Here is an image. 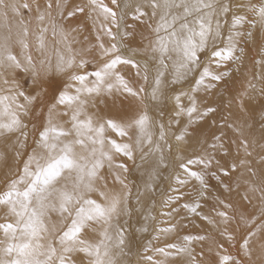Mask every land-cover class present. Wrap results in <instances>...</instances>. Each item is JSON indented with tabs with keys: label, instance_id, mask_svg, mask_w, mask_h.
<instances>
[{
	"label": "rangeland",
	"instance_id": "rangeland-1",
	"mask_svg": "<svg viewBox=\"0 0 264 264\" xmlns=\"http://www.w3.org/2000/svg\"><path fill=\"white\" fill-rule=\"evenodd\" d=\"M44 1H46V0H15V1L14 0H5V2H7V4H13L14 3L17 5L18 8L20 6H22L24 3H28L30 5V8L25 9L23 7H20L19 8V14L14 12L11 7L7 8V9H4V8L1 9L0 8L1 9L0 10V21L2 20L3 17L4 18L6 17L5 20L11 24L6 29L4 28V30L0 29V45H7L9 50L12 51V53L14 55H16L17 58L23 62L26 51L22 48L21 44L19 43V41L22 37L19 35L18 21L19 20L25 21V24L28 28V33H29L27 37H23V39L29 45L27 52H30V54L33 57V60L37 63H39V61L42 59L46 61V66L48 67V76L52 77L55 81L54 88L59 89V90H63L65 88H67V90L70 93L74 94V89L76 87H80V85L77 82L70 79L71 75H73V74L87 75L88 79L85 82V84L87 87H92L95 80H96V77L93 75V73L95 71L100 70L104 66L105 63H107L108 61H110L111 59H113L117 55H119L125 59L131 60L135 63V65H138V67H136L133 64H118L116 66V68L113 70L114 75L111 76L110 78H108L105 82L106 84L107 83H113L114 85H116V87L113 88L112 94L108 95L107 93H102L101 96H99V97L88 98V99H90L91 102L85 108V114L87 116H91L93 118L94 122H96V123H103L104 121H106L108 119H113L118 124L124 126L125 131L127 133L124 136H120V135L116 134V132L113 131L112 129L106 127L105 133H104V136L106 138L105 151L109 150V145H108L107 141L108 140L109 141L114 140L118 144L130 145L131 146V152L133 154L132 155L133 158L132 157L129 158L128 156H125L122 153H116V152L112 151L111 163H109L107 160L104 161V163H105L103 165L104 168L100 170V173H101V175H103L105 177V180L103 182H97V185H99V186H96L97 187L96 191L90 193V198H92V199L97 198V199H95V200H97V202L99 199H102V200H99V203H106V201H104L103 198L100 196V192L106 193L108 195V197L111 198V197L115 196L116 193L118 195L117 191H119L120 192L119 197H121V199L123 200L121 205H120L121 210L119 211L118 214L113 215V217L111 219V224H108L107 227H106V225H103L105 228L102 225H94L93 227L87 229L85 231L86 233L85 232L83 233L82 238L89 241L90 243L95 244V243H98L100 241V239H102L101 233L103 231L107 230L108 234L112 237L111 241L108 242L109 247H110V254H111L113 251H115L113 249L115 248L114 245L117 244V242L119 240V235L122 234L124 238L126 236V238L124 240L125 241L124 245L121 248H119V251H121L120 256L122 257L121 258L122 261H119V263L117 262L118 264H157V262H159V264H161V263L164 264L165 262H166V264H170V263L171 264H173V263L174 264H183V262H184V264H185L190 260V257L186 253L182 254V252H177L176 248H178V245H180V244H182V246H184L183 243L185 241L186 236L192 237V243H191V248L193 249L192 255L195 256L197 264H222V259L224 257H230L231 260L229 261V264H233L234 261L239 260L243 257L242 246H243L245 238H249L250 250L252 253L250 264H264V252H262V248H264V200L261 199V192L259 191V189L264 188V163H262V161H264V140L261 139L262 133H264V122L263 123L259 122L261 119L259 121H257V120H254L253 118H250V117H254V118L259 119L258 118L259 116L261 117V115H264V103H261V102H264V94H263L264 93V90H263L264 89V74H263L264 73L263 72L264 71V62H263L264 61V53H263L264 52V47H263L264 46V40L263 41L260 40L261 42H259V41L254 42L255 43V45L253 44L254 47H253V45H251L253 48H251V46L249 45L250 51H253L258 55L257 58L255 59L256 61L254 62L253 66H251L253 69L250 67V70L252 69L251 71L249 70V72H247V68H246V63H249L251 61V58L249 56L250 61L247 62V60L245 59V63H243V65L240 67L241 69L243 67V74L237 75L235 70H234V72L232 71L233 75L235 76L234 80L232 79L231 81H227V76H224L223 80H220V82L215 81V83L217 82V84H215L216 85L215 90L217 92H215V93L210 92L211 94H209L208 92H206L205 94L202 93L204 95V97L202 94H200L202 97L201 98L202 100L204 99V101H206V98L208 100V103H206L204 105V107H203V105L201 106V109L203 108L202 111L206 112L208 110V108L210 107V105L213 103V105H211V106H213L214 112L210 111V113L213 112L212 114H209V111H208L207 112L208 114L205 116V115H202V113H204V112H200L198 110V113H201L200 114L201 116L199 115L198 116L199 118L197 119V121H195L197 124L196 126H195V122L192 121L194 124L192 122H186L184 118L182 120L183 123L180 126H177L180 123L177 122L179 124H176L175 118L177 116V114H176L177 112L174 111V107H173V104L171 101L178 94V91H174L172 93H169V95L168 94L165 95L163 97L162 103H160V106H158V109H157V107L155 108V106H154L155 104L151 100L152 94L150 91H152V88H151L152 86H151L150 78L148 79V77L151 76V73H152V70L154 69V67L152 65H150V63H149L150 61L148 59L149 57L147 54L148 53L147 50L150 51V49L152 47L151 44L149 47V43H150L148 41L149 38L147 39L148 35L150 36L151 28H152L151 27L152 21H150L151 19L148 17V15H145L143 17V18H145L144 20L142 18L140 20H135V19H133V16L135 15V11L130 10L131 8H129L128 6L125 7L126 6V0H118V3L120 4L119 8H117L115 5H113L111 3V0H105V2H104V0H102L103 4L107 3L105 5L113 8L117 12V20H118V24H119V27H117L116 25L112 24L110 22V20L106 21L100 12V9L99 8L94 9V6L89 2V0H83V1L82 0H64V1H67V4H66V2H64L62 0H50L49 2H51L53 5L52 9L50 10L51 15L47 16L46 19L43 22H41L38 19L39 13L37 12V3L39 4L40 12H44L46 9V5L45 6H43V5L47 4L48 0L46 1V3ZM72 1H74L75 5L74 4L71 5L73 3ZM249 1L253 2L254 0H249ZM61 2H62V7L57 8V6H56L57 3H59L61 5ZM81 2H82V4H80ZM245 3H247V2H240L238 4L241 6H244ZM78 8H83L84 11L81 13V12L77 11ZM69 12H75V15L69 17L68 16ZM5 13H6V15H5ZM97 14H98V16L96 17ZM92 15H93V17H92ZM146 16H147V22H150L151 24L146 22ZM72 17H73V19H72ZM95 20H96V22H94ZM15 21L17 22V26H16ZM41 28H47L48 29V31L46 33H44V49H43V52H40L37 48V44H38L37 37L41 34L40 33ZM54 28H55V34H54ZM108 28H111L112 33L115 36L114 40L108 35V33L106 31V29H108ZM246 39H248V37ZM101 44H103L104 48H106V49L110 48L112 44H115L117 46L118 51L113 53L111 56L102 55L101 54V48H100ZM259 44H260V46H259ZM256 47H257L258 51L255 50ZM260 48H261V50H260ZM143 49H144V51L146 49V51L142 52ZM199 56H200V66H201V65H203L204 56H202L200 54H199ZM60 57H63L64 59L74 58L76 63L68 71H65L62 73L57 72L56 66H57V62H58ZM81 60L86 61V64L82 68L78 66ZM261 62H263V64ZM257 63L258 64L261 63V64L258 65ZM230 65L233 68H235L237 64L234 65V63H232ZM261 65H263V66H261ZM260 66H261V71L257 70V68L260 69L259 68ZM143 67L145 68V70ZM151 67H153V69ZM244 68H246V69H244ZM216 69H219V68L216 67ZM221 69H222V71H223V69H226V65H225V67L224 66L222 68L220 67V70ZM257 72L261 73V74H258ZM256 73L258 74V76ZM248 74H249V76H248ZM229 75H230V73H228V76ZM245 75H247L246 78H245ZM259 75H260V77H259ZM116 76L122 77L127 82L128 86L134 92L137 93V95H135V96L130 95L129 93L124 92L122 89H120L118 91L117 88H119V85L116 81ZM145 77H147V79H145ZM4 78H8V79L14 78L16 81L19 82L22 89L26 93L36 95L37 90H36V86L33 83L31 72H24L21 70L0 68L1 82H3ZM239 78L244 79L245 82H244V80H242V79L240 80ZM257 78H258V80H257ZM228 79H229V77H228ZM250 79H252L254 81H252ZM206 81H208V80H206ZM225 81H227L228 84L224 83ZM232 81H234V82L232 83ZM1 82H0V95H7L8 94L6 91L7 86L6 85L2 86ZM221 82H222L221 85H223V86L220 85ZM229 82H230V84H229ZM237 83H240V84H237ZM257 83L260 85L257 86ZM234 84H235V86H234ZM68 85H72V87L69 88ZM218 85H220V86H218ZM239 85L242 86V87L240 86L241 90H243L245 87H247V88H245L246 90L245 89L243 90L244 92H242V94L239 93V92H241L240 88H238ZM246 85H248V86H246ZM233 86H234V88H236V87L237 88L234 89ZM243 86H244V88H243ZM252 88H253V90H252ZM141 89L143 91H141ZM254 89H256L257 92ZM226 90H229V91H227L228 93L225 92ZM234 91H235V93H234ZM207 93H208V97L205 96ZM218 93H220V95H218ZM232 93L234 96H231ZM238 93H239V95H238ZM252 93H253V95H252ZM55 94H57V93L54 92L53 90H50L47 96L40 97V99L30 108L27 116L21 117L23 122L27 125V128L25 129V131L28 132V139H27L26 148L24 149L23 155L20 157L19 160L16 159L15 150H14V145L16 143L18 136H19V133H12V134L6 133V134L2 135V137L4 139L0 135V161H1L0 162V194H3L7 190V186L12 179H15L19 176V174H20L19 170L23 166L24 159H26L27 155L32 151V149L36 147V141L38 140L39 132L43 127L45 115L47 113V109L49 106H51L53 103H55V99H54ZM212 94H213V96H211ZM227 94L230 95V96L228 95L230 98H228ZM258 94H259V96H258ZM216 95L219 96V97L218 96L216 97V98H219L218 100L215 99ZM238 96H239V98H236ZM209 97H210V99H209ZM167 99H168V101H167ZM214 100H215L216 106H214V104H215ZM231 100L234 101L232 103L236 106L234 109H232L234 107V105L232 106L231 103L228 104V102H231ZM254 100H255V102H254ZM148 101H149V104H148ZM20 102L21 103L24 102L23 98H20ZM209 102H212V103L209 104ZM238 103L240 104L239 105L240 111H239ZM220 105H221V107H219ZM260 105L263 108H260ZM206 106H207V110L205 109ZM227 106H228V108H227ZM214 107H216V108H214ZM218 107L221 108V110H222L221 111L222 113H221L220 109H219V112L221 114H219V112H218V109H217ZM229 107L231 108L230 111L233 110L232 113L229 111ZM215 109H216V111H215ZM249 109H252V110L254 109L253 110L254 113H253V111H251ZM260 109H261V111H260ZM13 110H15L14 106H13ZM58 110L63 112L65 109L61 107ZM148 111H149V114H148ZM228 111L231 113V115H229ZM145 112L149 118V125L150 126H148V134L150 135V139H151L150 143H149V140L147 137L141 136L139 128H137L133 123L140 115L145 114ZM215 112L216 113L218 112L219 115L216 114ZM226 112H227V114H225ZM246 113L247 114L249 113V117H248V115H246ZM157 114H159V117L157 116ZM166 114L169 115V118L167 117ZM173 115L174 116L176 115V116L172 118ZM208 115H210L212 118ZM244 115L247 116V118ZM215 116H216V118H215ZM228 116H230V117L232 116L231 118L234 119L233 122L230 119V117H228ZM201 117H203V118H201ZM207 117H208V120H207ZM209 117L211 118V120L209 119ZM227 117L229 118V120H227L228 119ZM3 118H4V121L8 120L7 115L0 117V119H3ZM204 119H205V121L207 120V122H205ZM59 120H60V122L63 123V122H66L68 120V117L63 116V117H60ZM212 120H214V121H212ZM230 120L232 122V125H231ZM201 121H202V124L200 126V125H198L197 122H199V124H200ZM211 121H212V123H211ZM221 121L224 124L223 123L221 124ZM226 121L228 122V124ZM236 121H237V123H236ZM261 121H264V119ZM213 122H214V125H213ZM173 123H175V124H173ZM162 124H163V128H161ZM229 124L231 127H233V129H234L233 124L234 125L238 124L239 127L236 126L237 127V128L235 127L236 130L235 129L233 130L229 126L226 127V125H229ZM129 125H131V126H129ZM168 125H169V127H168ZM218 125H220V126H218ZM67 126L68 125L65 123V127H67ZM175 126H177V127H175ZM194 126L196 128V132L194 131L195 130ZM198 126H200V128H197ZM207 126H208V128H207ZM223 126H224V128H223ZM156 127H157V130H156ZM203 127L206 128L207 133L205 132L206 133L205 135L203 133L204 132ZM216 127L217 128L219 127V129H217ZM164 128H165V130H164ZM188 128H189V130L190 129L192 130V133L189 132ZM225 128L229 129L228 133H227V130L224 131ZM108 129H109V131H108ZM171 129L173 132L170 131ZM181 129L183 131L185 130V132L188 130L189 134H188V132H186L184 135L185 137L179 135L178 131H181ZM198 129H201L203 132H201V130L199 131ZM222 129H223V131H222ZM243 129H245L246 132L249 131L248 132L249 134L247 133V135H246L245 131L243 132ZM110 130H111V132H110ZM197 131L201 132L203 135L201 133H199L200 134V136H199L197 134ZM216 131H217V133H215ZM235 131H236V133H235ZM108 132H109V134H108ZM224 132L226 133V135ZM230 132L231 133L234 132L235 134L238 133L237 134L238 136H236L237 138L236 137L233 138V135H230ZM161 133H163V139H161ZM211 133H213L214 135L213 134L211 135ZM250 133H251V135H250ZM167 134H168V137H167ZM195 134H197V135H195ZM207 134H209V136ZM218 134H219V136H218ZM242 134L245 136H243ZM241 135H242V138H241ZM169 136H173V137H169ZM175 136L177 138L183 137L185 139H177ZM193 136L195 137L194 141L190 142L193 140ZM197 136H198V138H197ZM202 136H203V138L201 139ZM204 136H205V138H204ZM220 136H222V137L220 138ZM228 136H232V138H231L232 141H234V139H235V145H233L234 142L231 143L232 141H230ZM108 137H112L113 139L108 138ZM158 137L161 139L160 143H159ZM215 137H217V138H215ZM249 137L250 138L252 137L253 140L249 139ZM187 138H188V140H187ZM225 138H226V140L224 142L225 143L224 145H226L228 147V145L230 146V143H231L232 147L236 146V149H234V147L232 149L231 146H230V148H227L226 146L223 147L222 141ZM246 138H247V142L249 144L248 151L251 152L250 156L245 155V150L242 147V142H244L246 140ZM255 138H257V139H255ZM138 139H139V142H138ZM197 139H199L198 142H200V144H201L200 146L197 145L198 144ZM241 139H243V140H241ZM169 140H171V141L169 142ZM3 141H4V143L2 144ZM163 141H164V143H163ZM172 141H173V143H172ZM186 141H189V142H186ZM217 141L219 143L221 142L220 146H217V145H219V143ZM194 142L196 144L193 148ZM207 142L210 144H208ZM146 143H147V145H146ZM155 143L156 144L158 143L157 145L159 147H157V145ZM177 143L178 144L182 143V145L185 143H187V144L190 143V145L193 144L191 146V148H189V144H188L187 152H184L185 155L188 154V155H186L187 159L184 158V156H185L184 153L179 154V157L181 155V158H179V157H177L178 154L176 152L171 151V150H173L174 145H176ZM227 143H228V145H227ZM162 144L164 146H162ZM166 146H168V147H166ZM196 146H198L199 148ZM164 147L166 150L164 149ZM216 147H217V149H216L217 152L215 150ZM209 148H210V150H209ZM224 148H225V150L227 148L226 151H228L227 152L228 154H226V151H225V153H223ZM153 149H155V150H153ZM168 149H169V151H168ZM211 150H212V157H211V153H210ZM221 150L223 151L222 153H221ZM164 151H165V153H164ZM230 151H232V154ZM233 151L235 154H233ZM158 152H160V154ZM201 152H202V156H201ZM175 154H177V156H175ZM206 154H209L210 156L206 155ZM217 154H218V156L216 158L215 155H217ZM221 154H222V158H221ZM189 155H191V157ZM196 155H197V157H196ZM199 155L201 156L202 159L205 155L206 159H203V160L204 161L211 160V163L207 166H205V164L200 165L201 163L200 164L188 163L190 160L191 161L200 160ZM224 155L225 156L227 155L228 159L225 160V158L227 156L224 157ZM232 155L233 156L235 155V156L233 157ZM158 156H160V157L162 156V159L160 161H158V163H163V165L165 164L164 172H163L164 176H163V179L161 180V183L157 184L155 186V188L153 187L154 189L152 190V193H153L152 197H154V200L152 198L153 204H152V208L150 209L151 212L149 211L150 217L147 216V220H148L149 224L147 227H145L142 225V223H144V221H145V219H144L145 216L143 215V211L140 209V208H142V206L139 208L138 205L141 203V201L143 200L142 198L144 197L143 196V193H144L143 189L148 185L147 184L148 172H149L150 168H152V166L155 164ZM245 156L248 158H246ZM207 157L209 159H207ZM210 157H211V159H210ZM229 157L231 158L230 162L228 161ZM236 157H237V159H235ZM190 158H192V159H190ZM215 158H216V162H218V163L214 162ZM245 158L248 161H246ZM176 159H178V160H176ZM181 159H184V160H181ZM217 159H218V161H217ZM219 159H220V162H219ZM222 159L225 160V162ZM233 160L235 161V164H234ZM244 160L246 162H244ZM222 161L224 163L222 166L225 165L224 167H226L225 169L223 167L224 170H222V167H221ZM232 162L234 165L232 164ZM247 162H248L249 166H248V169H245L246 166L248 165ZM226 163L227 164L230 163L234 166V167H232V170H234L233 173H232L230 165L228 166V165H226ZM242 163H244L242 166L243 168L245 165V168H244L245 170L240 167L242 165ZM196 164L199 166V167L197 166L199 170L195 167ZM216 164L218 166H216ZM117 165H123L124 168H126V171L123 168L117 167ZM174 165H176V166L174 167ZM182 165H183V167H182ZM190 165H192L191 166L192 168L190 167ZM210 165L213 166L214 169ZM235 165H236V168H235ZM180 167H181V169L179 170ZM210 167H211V169H210ZM216 167H219V170H217L218 168H216ZM228 167L230 170L227 169ZM185 169L188 170L190 173L191 172L192 173L198 172V174H200V171H201L202 173L200 174V176H203L202 177L203 178V184L201 183V181L199 179L192 177V175L190 176L191 177L190 178L189 177L190 173L188 174V171L186 173ZM193 169H194V171H192ZM226 169L228 170V172ZM235 169H236V171H235ZM183 170H185L186 174L184 173V175L186 176V178H184L185 176L182 174L183 172H180ZM247 170H248V172H247ZM230 171L232 174L229 173ZM241 171H243L242 174H241ZM246 172H247V175H244V177H241V175L243 176V173L245 174ZM225 173H227V174H225ZM253 173H255V175H253ZM239 174H240V176H239ZM117 176L119 177V180L116 178ZM182 176H184V177L182 178ZM195 179H197V180H195ZM120 180L123 181V184L120 183ZM183 180L186 182L189 181V183L187 182L188 184L186 182H183L185 184V186L187 184V187H185V186H184V188H183V186L181 187V182L180 183L178 182V181H183ZM144 181H145V183H144ZM195 181H196V183L198 181V183L203 185V187H204L203 191H201V192L198 191L197 185H199V184H197V185L194 184ZM174 182L176 184L173 185ZM177 182H178V184H177ZM209 183H210V186H208ZM234 183H236L235 184L236 187H235V185L232 186V184H234ZM215 184H217L219 186L224 185V187H226V188L229 187L228 188L229 190L228 191H226L227 189L225 190L227 192V193H225V195H224V189H222L223 187H221V186H220V188H219V186L216 187L217 190L215 189V191H214ZM125 185L127 187H125ZM205 185L207 186V188ZM100 186H101V188H100ZM195 186H196V188L194 189ZM233 187L235 189H237V190L234 189V192L232 190ZM190 188H191V190H188ZM208 188H212V189H208ZM253 188H255L257 190L253 192L252 191ZM218 189H219V192H218ZM186 190H187V192H186ZM208 190H210V192ZM212 190L214 191L213 193H212ZM193 191H195V193H197V194H194ZM204 191L207 192L206 197H205V193L202 194V192H204ZM138 193H139V195H138ZM163 193H164V195H163ZM198 193L199 194L201 193V194L198 196ZM210 193L214 196H212ZM221 193H222V195H221ZM94 195L95 196L97 195V196L95 197ZM202 195H203L204 200H205L204 204H206V201L208 200L207 198H209V200L212 199L210 197H214V200H215L214 204H213V199H212V200H210L212 202H210L209 200L207 201V203L208 204L211 203L212 206L208 205V204L203 205L204 200L201 199V198H203ZM226 195H227V197H226ZM200 196H201V198H200ZM186 197H188V201H187ZM194 197H196L198 199L196 200ZM225 197L227 198L226 199L227 201L223 202V200H225ZM229 197H230V199H229ZM245 197H247V199ZM159 198L161 201L159 200ZM191 198H193L192 201H191ZM194 199L196 200V202ZM199 199H201V201ZM165 201H166V203H165ZM186 202L189 203L188 204L189 208H188V205ZM191 202H192V205H190ZM185 203L187 206H184ZM195 203H197V205L199 204V206H195V207L201 210V211L199 210L200 214L204 215L203 211L205 210L206 216H209V214L212 216V218H211V216H209L211 218L210 219L211 223L208 224L209 218H206L205 215H204V217L201 216L198 213V209H196L195 214H194V212L193 213L191 212V208H193V204L196 205ZM200 204L203 205V209H202ZM225 205H227V206H225ZM206 206H208V207H206ZM205 208H207V209H205ZM137 209L138 210L140 209L142 212L138 211ZM236 209H238V210H236ZM129 210H130V212H129ZM186 210H187V214H189L188 212H190L192 214V216L189 214V217H188V215L185 214ZM132 211L135 213H133ZM139 212H141V213H139ZM179 212H180V214H179ZM219 212H226L228 219L225 220L223 217L219 216L218 215ZM175 213H176V216L174 217L175 218V220H174V218H172L171 214L175 215ZM206 213H209V214H206ZM138 214L141 216V218ZM237 214L240 216V217H238V219H237ZM165 215L166 216L169 215V216L165 218ZM179 215H180V217H179ZM184 215H186V216H184ZM201 217H203L204 222H203V220H201ZM58 219H59V217H57L55 214H52V220L53 221H57ZM181 219H183V221L185 223ZM189 219H190V223H188ZM199 219H200L201 226L198 225L199 226L198 227L196 225L199 223ZM214 219H215V221H214ZM239 219L243 220V222L241 223L240 222L241 220H240L239 221L240 223H239L238 222ZM7 220L8 219L5 217L4 213L2 211H0V223L9 222V220L8 221ZM161 220L164 223L163 225H162ZM158 221L161 222V225L159 223H157ZM166 221H169V222H166ZM177 222H179V223H177ZM202 223L204 225L203 227H202ZM180 224H182V227H180L181 226ZM141 225H142V227H141L142 230H140V228H139ZM175 225H176V228L178 231L176 230ZM64 227L66 228L67 224H65ZM132 227H134V228H132ZM99 228H101V229H99ZM102 228L104 230H102ZM157 229H160V231ZM167 229H172L170 232H171V234H173L174 239L172 238V239H170V241H168V239L170 238L169 236H171L169 231H167L166 234H163V232L166 231ZM137 230L140 233H138ZM161 230H163V231L161 232ZM99 231H101V232H99ZM128 231H129V233H128ZM157 231H159V234ZM176 231L178 233L177 235L180 234L179 231H181V232L183 231L182 232L183 234L182 235L180 234V237H182L185 233L184 237L179 238V236H178V238H177ZM235 232L237 233L238 237L236 236V234H234ZM84 234L88 235V237H86ZM137 234H139V237L137 236ZM158 235H160V238ZM0 239H2V233H0ZM179 239H180V241H179ZM136 241H137V243H136ZM175 241L176 242L178 241V243H175V245L177 244V247H175V248L168 247L170 245H173V243ZM160 242H162V243H160ZM121 249H123L124 252ZM158 249H164L165 252L169 253V255H164L163 253L159 252ZM73 254H74V256H73L74 257V260H73L74 264H78V263L79 264H89L88 258H86L82 253H77V254L73 253ZM75 255H76V257H75ZM185 255L187 256L186 258H188L186 261H185L186 258H184ZM81 257H83V259ZM149 257H151V259H148ZM158 257H162V259L165 258L164 262L160 263V261L162 259L160 260V258H159L160 261H158ZM172 257H173V259H172ZM168 258H170V259H168ZM166 259H167V261H166ZM245 259H247V258H245ZM189 264H190V262H189Z\"/></svg>",
	"mask_w": 264,
	"mask_h": 264
},
{
	"label": "snow or ice",
	"instance_id": "snow-or-ice-1",
	"mask_svg": "<svg viewBox=\"0 0 264 264\" xmlns=\"http://www.w3.org/2000/svg\"><path fill=\"white\" fill-rule=\"evenodd\" d=\"M94 9L99 8L105 20L119 27L117 12L102 3V0H89ZM111 3L117 8L120 7L118 0H111ZM152 9L151 15L156 16L157 10L162 9L159 21L153 31L157 34L154 41L153 51L159 53V63L161 69L167 65L164 58L170 51H179L181 61L178 66V74L174 83L178 82L182 75L194 71L200 65L199 53L208 47L209 39L213 36L211 16L216 11V0H148ZM57 8L60 4L57 3ZM11 7L14 12L19 14V8L16 4H7L5 0H0V8L7 9ZM23 8L29 9L30 5L24 3ZM53 5L49 2L44 12H40L37 3L38 19L43 22L47 16L51 15ZM127 7V5L125 6ZM173 9H182V12H173ZM208 9L210 11L205 12ZM221 12L227 13L230 8L227 5H220ZM256 15L264 22V5L253 9ZM77 11L83 12V8ZM133 19L140 20L148 13L142 10L141 6L135 9ZM193 13H203L196 17L194 21H189ZM6 15V13H5ZM75 15V12H69L68 16ZM244 17L236 16L233 19V27L241 24ZM197 27H192V24ZM19 35L22 37L19 41L22 48L26 51L23 62L9 50L7 45H0V68L21 70L31 72L33 83L36 86V95L26 93L18 81L14 78L3 79V84L7 86V95H0V117L7 115L8 120L0 119V135L19 133L14 145L15 157L17 160L23 155L26 148L28 132L25 131L27 125L23 122L22 116H27L30 108L42 96H47L50 90L55 94V103L48 107L42 129L39 132L36 147L27 155L23 161V166L19 170L17 178L12 179L7 190L0 194V211L9 220L6 223H0V264H74L72 254L82 253L88 258L89 264H116L110 254L109 241L112 237L107 230L101 233L102 239L98 243H90L82 238V234L94 225H108L113 215L118 214L122 199L119 196L108 197L104 192L100 196L106 203H99L90 198V193L97 190V182H103L105 177L101 175L104 161H112V151L122 153L129 158L132 157L131 146L128 144H118L114 140L107 141L109 150L105 151L106 138L105 129L110 128L118 135H126L124 126L118 124L113 119H108L103 123L94 122L91 116L85 114L86 106L91 102L88 98L101 96L102 93L111 95L113 83H105L108 78L114 75V69L118 64H133L131 60L125 59L119 55L104 64V66L93 73L96 80L92 87H87V75H71L70 79L77 82L80 87L74 89V94L67 88L59 90L54 88L55 81L48 76V67L45 60L39 63L33 60L30 52H27L29 45L23 39L28 36V28L25 21L19 20ZM47 28L40 29V35L37 37V48L40 52L44 49V33ZM108 35L114 40L115 36L111 28L106 29ZM163 32L165 35H160ZM55 34V28H54ZM235 33L234 36H238ZM216 37H219V25L217 24ZM234 36L228 37V42L224 48L215 49L211 52L210 61L217 68L223 67L228 61L234 59L235 40ZM101 54L111 56L117 52V46L112 44L110 48H104L100 45ZM74 58L64 59L60 57L57 62V72H65L75 64ZM86 61L81 60L79 67H84ZM183 69V73L179 72ZM226 72H214L210 66H205L196 82V90L201 86L205 88L206 80L220 81ZM163 71H158L155 79V87L152 91V98L155 100L161 92ZM47 77V78H46ZM147 77H145L146 79ZM119 85L117 90L122 89L130 95H137L120 76H116ZM72 87V85H68ZM141 91H143L141 89ZM23 98V103L20 102ZM180 97L176 100L179 105ZM13 106L15 110H13ZM64 108L63 112L59 108ZM183 110V109H181ZM208 109L207 111H213ZM196 111L195 105L188 109L189 116ZM207 111L202 115H207ZM66 116V122H60L59 118ZM65 123L68 125L65 127ZM139 128L141 136L147 137L149 118L146 114L140 115L134 122ZM131 126V125H129ZM163 128V125H161ZM163 139V133H161ZM178 139H183L179 137ZM261 139L264 140V133ZM242 147L246 155L250 156L248 151L249 144L247 140L242 142ZM188 163H201L205 166L211 163V160L189 161ZM264 163V161H262ZM124 168L123 165H117ZM183 167V165H182ZM234 167V166H233ZM227 174V173H225ZM203 184V178L199 174L191 173ZM255 175V173H253ZM119 180V177H116ZM183 183L182 181H178ZM123 184V181L120 180ZM125 187H127L125 185ZM257 189L253 188L252 191ZM261 199L264 200V188L259 189ZM247 199V197H245ZM192 212L196 207L191 208ZM52 214L59 219L52 220ZM219 216L225 220L228 219L226 212H219ZM70 221V222H69ZM67 224L65 228L64 225ZM167 229L166 231H171ZM124 237L121 234L117 246H123ZM192 237L185 238V245L177 248V252L186 253L190 257V264H197L195 256L192 255L191 248ZM169 247H177L170 245ZM243 257L233 262V264H250L251 250L250 240L245 238L243 243ZM164 255H169L164 249H158ZM264 252V248H262ZM247 258V259H245ZM148 259H151L149 257ZM230 257H224L222 264H229Z\"/></svg>",
	"mask_w": 264,
	"mask_h": 264
},
{
	"label": "bare ground",
	"instance_id": "bare-ground-1",
	"mask_svg": "<svg viewBox=\"0 0 264 264\" xmlns=\"http://www.w3.org/2000/svg\"><path fill=\"white\" fill-rule=\"evenodd\" d=\"M15 1V0H14ZM47 1V0H46ZM46 1H44L45 3H46ZM49 1L50 0H48V3H49ZM62 1H64V0H62ZM83 1V0H82ZM8 2V1H7ZM6 2V3H7ZM12 2V1H11ZM10 2V3H11ZM17 2V1H16ZM19 2V1H18ZM21 2V1H20ZM64 2H66V4H67V1H64ZM73 3L71 4V5H73L74 4V1H72ZM79 2V1H78ZM85 2V1H84ZM83 2V3H84ZM104 2H105V0H104ZM240 2H247V3H245L244 4V6H241V5H239L238 3H240ZM252 2V1H251ZM249 0H216V4H215V7H216V11H215V14H213L212 16H211V23H212V30H213V36L212 37H210V39H209V44H208V47L206 48V49H204L202 52H200L199 54L200 55H202V56H204V61H203V65H199V67H197L194 71H192V72H189V73H187V75H182L181 76V78L179 79V81L178 82H173L174 81V79H175V77L177 76V74H178V66H179V63H180V61H181V53L179 52V51H170L169 53H168V55L164 58V63H165V65H167V67L165 68V69H161V65H160V63H159V59H160V57H159V53H157V52H154L153 51V45H154V41L157 39V34L153 31V28H155L156 27V25H157V22L159 21V18H160V15H161V12H162V9H158L157 10V14H156V16L155 17H153L152 15H151V13H152V9H151V7H150V5H149V3H148V0H126V5L129 7V8H131L130 10H132V11H134V9L137 7V6H141V8H142V10H144V11H146L148 14V17L151 19L150 21H152V28H151V33H150V36L148 35V37H147V39L149 38V47H150V44H151V49H150V51H148L147 50V54H148V59H149V63H150V65H152L153 67H154V69H153V67H151L153 70H152V73H151V76L150 77H148V79L150 78V82H151V88H152V91H153V88L155 87V79H156V77H157V73H158V71H163V76H162V78H161V80H162V84H161V92H160V94L158 95V98L157 99H153L152 98V95H151V100L153 101V103L155 104L154 106H155V108L157 107V109H158V106H160V103H162V101H163V97L165 96V95H169V93H172V92H174V91H178V94L173 98V100L171 101L172 102V104H173V107H174V111H176L177 113V116H176V124H179V125H177V126H180L182 123H183V118L185 119V121L186 122H195V121H197V119L199 118L198 116L201 114V113H198V110L200 111V112H204V111H202V109H201V106L203 105V107H204V105L206 104V103H208V100H207V98H206V101H204V99L202 100L201 98V95L200 94H205L206 92H208L209 94H211V93H215V92H217L216 90H215V88H216V85L215 84H217V82L215 83V81H212V80H208V81H205V84L206 85H208V87H204V86H201L200 87V89L199 90H196V82H197V80L199 79V76H200V73L202 72V70H203V68L205 67V66H210L211 67V70L212 71H214V72H226V73H230V75L228 76V75H226L227 76V81H231L232 79L234 80V75H233V72H234V70H235V72H236V74L237 75H241V74H243V67H242V69L240 68L242 65H243V63H245V59L247 60V62L248 61H250V59H249V56H250V58H251V61L249 62V63H246V68H247V72H249V70H250V67L251 66H253V64H254V62L256 61L255 59L257 58V54L255 53V52H253V51H250V48H249V45L251 46V45H255V43L254 42H261V41H263L264 40V22H261V20H260V18L256 15V13H255V11L253 10L254 8H259L261 5H264V0H254L252 3H251ZM47 3V4H48ZM102 3H103V1H102ZM47 4H44L43 6H47ZM78 4V3H77ZM80 4H82V2L80 3ZM104 4H107V3H104ZM75 5V4H74ZM220 5H227L229 8H230V10L227 12V13H223V12H221L219 9H220ZM77 6V5H76ZM20 7H22V6H20ZM19 7V8H20ZM60 7H62V2H61V5H60ZM2 9V8H1ZM0 9V10H1ZM62 9V8H61ZM22 10V9H21ZM44 10V9H43ZM62 11V10H61ZM95 11V10H94ZM183 10L182 9H173V12H182ZM205 12H208V11H210V10H208V9H205L204 10ZM9 12V11H8ZM59 13V12H58ZM62 13V12H61ZM9 14V13H8ZM136 14V13H135ZM203 13H193V15L191 16V17H189L188 19H189V21L191 22V21H194L195 19H196V17H198L199 15H202ZM15 16V15H14ZM60 16V15H59ZM98 16V14L96 15V17ZM236 16H241V17H244V19H243V21H242V23L241 24H239V25H237L235 28L233 27V19H234V17H236ZM92 17H93V15H92ZM95 17V18H96ZM2 18V17H1ZM6 18V17H5ZM5 18L3 17L2 18V20L0 21V29L1 30H4V28L6 29L8 26H10L11 24L10 23H8V21H6L5 20ZM72 19H73V17H72ZM142 19L144 20L145 18H143L142 17ZM107 21V20H106ZM16 22V21H15ZM94 22H96V20L94 21ZM146 22H147V16H146ZM147 23H149V24H151L150 22H147ZM97 24V23H96ZM217 24L219 25V37H216L215 36V33H216V31H217ZM16 26H17V22H16ZM113 26V25H112ZM149 26V25H148ZM192 27H197V25H195L194 23L191 25ZM150 28V27H149ZM150 32V31H149ZM239 33V35L238 36H234V34L235 33ZM160 35H165V33H163V32H161L160 33ZM229 36H234V40H235V53H234V59L232 60V61H228V62H226L225 63V65H226V69H223V71H222V69L220 70V68L219 69H216V65L214 64V63H212L211 61H210V56H211V52L213 51V50H215V49H220V48H224L225 47V45L227 44V42H228V37ZM248 37V39H246ZM261 40V41H260ZM147 42V41H146ZM148 44V43H147ZM254 45H253V47H254ZM259 46H260V44H259ZM263 46V45H262ZM148 47V46H147ZM252 46H251V48H253ZM264 47V46H263ZM259 48V47H258ZM256 51H258L257 50V47H256V49H255ZM260 50H261V48H260ZM263 50V49H262ZM145 51H146V49H145ZM144 51V49H143V51L142 52H145ZM263 52V51H262ZM261 53V52H260ZM264 53V52H263ZM145 54V53H144ZM263 55V54H262ZM262 61V60H261ZM259 62V61H258ZM264 62V61H263ZM263 62H261L262 64H263ZM232 63H234V65H236V67L235 68H233L230 64H232ZM260 63V64H261ZM258 64V63H257ZM260 64H258V65H260ZM148 65V64H147ZM146 65V66H147ZM225 65H224V67H225ZM257 65V66H258ZM261 66H263V65H261ZM261 66L259 67L260 69H258L257 68V70H260L261 71ZM144 68V67H143ZM222 68V67H221ZM246 68H244V69H246ZM252 68V67H251ZM148 69V68H147ZM253 69V68H252ZM251 69V70H252ZM263 69V68H262ZM144 70H145V68H144ZM250 70V71H251ZM148 71V70H147ZM150 71V70H149ZM183 69H179V72L180 73H183ZM233 71V72H232ZM263 71V70H262ZM245 72V71H244ZM259 72V71H258ZM257 72V73H258ZM264 72V71H263ZM147 73V72H146ZM251 73V72H250ZM256 73V74H257ZM150 74V73H149ZM148 74V75H149ZM253 74V73H252ZM258 74H261V73H258ZM258 74H257V76H258ZM264 74V73H263ZM248 76H249V74H248ZM228 77H229V79H228ZM231 77V78H230ZM238 77V76H237ZM247 77V75H245V78ZM259 77H260V75H259ZM258 77V78H259ZM249 78V77H248ZM252 78V77H251ZM258 78H257V80H258ZM147 79V78H146ZM236 79V78H235ZM240 80L242 79V78H239ZM223 80V79H222ZM238 80V79H237ZM242 80H244V79H242ZM250 80H252V79H250ZM227 81H225L224 83H227ZM252 81H254V80H252ZM0 82H1V79H0ZM220 82V81H219ZM234 81H232V83H233ZM236 82V81H235ZM242 82V81H241ZM244 82H245V80H244ZM257 82V81H256ZM2 83V86L4 85L3 84V82H1ZM222 84V82L220 83V85ZM228 84V83H227ZM229 84H230V82H229ZM237 84H240V83H237ZM148 85V84H147ZM220 85H218V86H220ZM244 85V84H243ZM260 84H258L257 83V86H259ZM221 86H223V85H221ZM234 86H235V84H234ZM234 86H233V88H234ZM237 86V85H236ZM241 85H239V87L238 88H240V91L241 92H239L240 94H242V92H244L243 90L245 89V88H247V87H245L244 88V86H243V90H241V87H240ZM246 86H248V85H246ZM250 86V85H249ZM149 87V88H150ZM256 87V86H255ZM263 87V86H262ZM221 88V87H220ZM226 88V87H225ZM237 88V87H236ZM236 88H234V89H236ZM222 89V88H221ZM246 90V89H245ZM252 90H253V88H252ZM254 90H256V89H254ZM264 90V89H263ZM152 91H150L151 92V94H152ZM220 91V90H219ZM227 91H229V90H226L225 92H227ZM239 91V90H238ZM211 92V93H210ZM231 92V91H230ZM252 92V91H251ZM255 92V91H254ZM256 92H257V90H256ZM3 93V92H2ZM177 93V92H176ZM208 93L205 95V96H207L208 97ZM228 93V92H227ZM234 93H235V91H234ZM239 93H238V95H239ZM202 94V95H203ZM226 94V93H225ZM237 94V93H236ZM264 94V93H263ZM218 95H220V93H218ZM218 95H216L215 96V99L216 100H218L219 98H216ZM224 95V94H223ZM229 94H227V96H228ZM252 95H253V93H252ZM177 96H179L180 97V99H179V105H178V103H177V100H176V97ZM211 96H213V94L211 95ZM226 96V95H225ZM224 96V97H225ZM226 96V97H227ZM230 96V95H229ZM228 96V98H230ZM231 96H234L233 95V93H232V95ZM256 96V95H255ZM254 96V97H255ZM258 96H259V94H258ZM169 97V96H168ZM203 97H204V95H203ZM219 97V96H218ZM212 98V97H211ZM236 98H239V96L238 97H236ZM256 98V97H255ZM209 99H210V97H209ZM227 99V98H226ZM232 99V98H231ZM224 100V99H223ZM230 100V99H229ZM167 101H168V99H167ZM170 102V101H169ZM228 102V101H227ZM232 102H234V101H232L231 100V102H228V104H232V106L234 105ZM254 102H255V100H254ZM152 103V102H151ZM212 102H209V104H211ZM214 103H215V100H214ZM257 103V102H256ZM261 103H264V102H261ZM148 104H149V101H148ZM224 104V103H223ZM227 104V105H228ZM237 104V103H236ZM252 104V103H251ZM195 105V107H196V111L195 112H193L192 113V115L191 116H189V114H188V109L189 108H191V107H193ZM211 105H213V103L211 104ZM210 105V107L213 109V106H211ZM219 105V104H218ZM217 105V106H218ZM239 103H238V107H239ZM214 106H216V103L214 104ZM259 106V105H258ZM150 107V106H149ZM209 107V106H208ZM210 107L208 108V109H210ZM219 107H221V105L219 106ZM217 108L218 109V112H219V109H220V112L222 111L221 110V108ZM231 107V106H230ZM229 107V111L231 110V108ZM236 106L234 105V107L232 108V109H234ZM214 108H216V107H214ZM227 108H228V106H227ZM260 108H263V107H261V105H260ZM156 109V110H157ZM181 109H183V110H181ZM205 109L207 110V106L205 107ZM204 109V110H205ZM224 109V108H223ZM237 109V108H236ZM147 110V109H146ZM145 110V111H146ZM160 110V109H159ZM170 110V109H169ZM168 110V111H169ZM249 110H251V111H253L252 109H249ZM143 111V110H142ZM179 111V112H178ZM215 111H216V109H215ZM227 111V110H226ZM228 111V112H229ZM233 111V110H232ZM232 111H230L231 113H232ZM239 111H240V107H239ZM260 111H261V109H260ZM263 111V110H262ZM167 112V111H166ZM208 112V111H207ZM213 112H214V110H213ZM212 112V113H213ZM218 112L216 113V114H218ZM219 112V114H221ZM229 112V115H231V113ZM242 112V111H241ZM168 113V112H167ZM212 113H210V111H209V114H212ZM239 113V112H238ZM250 113V112H249ZM249 113L247 114L246 113V115H248V117H249ZM253 113H254V111H253ZM145 114H146V112H145ZM148 114H149V111H148ZM171 114V113H170ZM208 114V113H207ZM215 114V115H216ZM218 114V115H219ZM225 114H227V112L225 113ZM243 114V113H242ZM256 114V113H255ZM147 115V114H146ZM167 115V114H166ZM157 116L159 117V114H157ZM174 115L172 116V118L173 117H175ZM201 116V115H200ZM206 116V115H205ZM208 116H210V115H208ZM221 116V115H220ZM224 116V115H223ZM245 116V115H244ZM253 116V115H252ZM150 117V116H149ZM167 117L169 118V115H167ZM166 117V118H167ZM211 117V116H210ZM209 117V119L211 120V118ZM228 117H230V116H228ZM227 117V118H228ZM232 117V116H231ZM230 117V119L232 120V122H233V120L234 119H232ZM246 118H247V116H245ZM162 118V117H161ZM165 118V117H164ZM201 118H203V117H201ZM215 118H216V116H215ZM222 118V117H221ZM226 118V119H227ZM235 118V117H234ZM250 118H253L254 120H257V121H259L260 119L261 120H263L264 119V115H261V117L259 116L258 118L259 119H257V118H254V117H250ZM3 120H4V118H3ZM161 120V119H160ZM179 120V121H178ZM200 120V119H199ZM198 120V121H199ZM207 120H208V117H207ZM207 120L205 121V119H204V121L205 122H207ZM221 120V119H220ZM227 120H229V118L227 119ZM231 120H230V122H231ZM259 121V122H264V121ZM164 121V120H163ZM168 121V120H167ZM173 121V120H172ZM212 121H214V120H212ZM212 121H211V123H212ZM155 122V121H154ZM166 122V121H165ZM171 122V121H170ZM177 122H179V123H177ZM192 122V123H193ZM216 122V121H215ZM227 122V121H226ZM232 122H231V125H232ZM235 122V121H234ZM169 123V122H168ZM198 123V125H200L201 126V124H202V121H201V123L199 124V122H197ZM210 123V124H211ZM223 122L221 121V124H222ZM236 123H237V121H236ZM170 124V123H169ZM173 124H175V123H173ZM194 124V123H193ZM208 124V123H207ZM220 124V125H221ZM224 124V123H223ZM227 124H228V122H227ZM235 124V123H234ZM233 124V126H234V129L236 130V126H238V124L237 125H234ZM163 125V124H162ZM197 124H196V122H195V126H196ZM213 125H214V122H213ZM212 125V126H213ZM220 125H218V126H220ZM248 125V124H247ZM252 125V124H251ZM150 126V125H149ZM156 126V125H155ZM158 126V125H157ZM177 126H175V127H177ZM191 126V125H190ZM189 126V127H190ZM195 126H194V128H195ZM200 126H198L197 128H200ZM203 126V125H202ZM211 126V125H210ZM227 126H229L230 128H232L233 129V127H231L230 126V124L229 125H226V127ZM159 127V126H158ZM166 127V126H165ZM168 127H169V125H168ZM222 127V126H221ZM236 127V128H235ZM239 127V126H238ZM138 128V127H137ZM153 128V127H152ZM207 128H208V126H207ZM210 128V127H209ZM214 128V127H213ZM217 128V127H216ZM223 128H224V126H223ZM250 128V127H249ZM177 129V128H176ZM217 129H219V127L217 128ZM233 129V130H234ZM137 130V129H136ZM156 130H157V127H156ZM164 130H165V128H164ZM188 130H189V128H188ZM188 130L186 131V132H188ZM191 130V129H190ZM189 130V132H191L192 133V130L190 131ZM199 131L201 130V129H198ZM203 130H204V132L201 130V132H203L204 133V135L207 133L206 132V128L205 127H203ZM227 130V133H228V131H229V129L227 128H225V130L224 131H226ZM238 130V129H237ZM250 130V129H249ZM108 131H109V129H108ZM170 131H172V129L170 130ZM195 132H196V128H195V130H194ZM193 131V132H194ZM199 131H197V134L200 136V134L199 133H201V132H199ZM218 131V130H217ZM217 131L215 132V133H217ZM222 131H223V129H222ZM239 131V130H238ZM245 131V129H243V132ZM110 132H111V130H110ZM167 132V131H166ZM173 132V131H172ZM179 132V135H181V136H184L185 135V130L183 131L182 129H181V131H178ZM189 132H188V134H189ZM206 132V133H205ZM240 132V131H239ZM249 132V131H248ZM248 132H246L245 131V133H246V135H247V133ZM107 133V132H106ZM158 133V132H157ZM168 133V132H167ZM171 133V132H170ZM225 133V132H224ZM234 132H230V135H233V138L234 137H236V136H238L237 134H235L236 133V131H235V135L233 134ZM108 134H109V132H108ZM117 134V133H116ZM187 134V135H188ZM194 134V133H193ZM197 134H195V135H197ZM202 134V133H201ZM213 133H211V135H212ZM223 134V133H222ZM241 134V133H240ZM249 134V133H248ZM254 134V133H253ZM178 135V134H177ZM203 135V134H202ZM208 136H209V134H207ZM210 135V136H211ZM214 135V134H213ZM225 135H226V133H225ZM228 135V134H227ZM243 135V134H242ZM242 135H241V138H242ZM250 135H251V133H250ZM157 136V135H156ZM216 136V135H215ZM218 136H219V134H218ZM223 136V135H222ZM222 136H220V138L222 137ZM243 136H245V135H243ZM1 137H2V135H1ZM167 137H168V134H167ZM169 137H173V136H169ZM176 137V136H175ZM179 137V136H178ZM185 137V136H184ZM190 137V136H189ZM225 137V136H224ZM223 137V138H224ZM229 137V139H230V141H232L231 140V138H232V136H228ZM3 138V137H2ZM108 138H111V139H113L112 137H108ZM107 138V139H108ZM159 138V137H158ZM177 138V137H176ZM175 138V139H176ZM194 136H193V140L192 141H190V142H193L194 141ZM197 138H198V136H197ZM203 138V136L201 137V139ZM204 138H205V136H204ZM215 138H217V137H215ZM237 138V137H236ZM4 139V138H3ZM156 139V138H155ZM174 139V140H175ZM178 139V138H177ZM176 139V140H177ZM183 139H185V138H183ZM200 139V140H201ZM219 139V138H218ZM249 139H251V140H253L252 139V137L250 138L249 137ZM255 139H257V138H255ZM187 140H188V138H187ZM225 140H226V138L225 139H223V141H222V143H223V147L224 146H226V145H224L225 143ZM237 140V139H236ZM241 140H243V139H241ZM246 140H247V138H246ZM109 141V140H108ZM154 141V140H153ZM157 141V140H156ZM171 140H169V142H170ZM179 141V140H178ZM182 141V140H181ZM199 141V139H197V142ZM208 141V140H207ZM212 141V140H211ZM219 141V140H218ZM217 141V142H218ZM138 142H139V139H138ZM161 142V139L159 138V143ZM180 142V141H179ZM185 142V141H184ZM186 142H189V141H186ZM234 142V143H233ZM258 142V141H257ZM4 143V141L2 142V144ZM125 143V142H124ZM150 143V142H149ZM163 143H164V141H163ZM172 143H173V141H172ZM208 143V142H207ZM206 143V144H207ZM212 143V142H211ZM219 143V142H218ZM221 143V142H220ZM220 143H219V145H217V146H220ZM230 143V142H229ZM231 143H233V145H235V139H234V141H232ZM230 143V146L232 147V144ZM156 144V143H155ZM158 144V143H157ZM156 144V145H157ZM187 143H185V144H183L182 145V143L181 144H176V145H174V148H173V150H171V151H174V152H176L177 154H178V156H177V154H175V156H177V157H179V154H181V153H184V152H187V146H188V144H189V148H191V146L193 145H190V143H188L187 145H186ZM195 142H194V145H193V148H194V146H195ZM205 144V145H206ZM208 144H210V143H208ZM257 144V143H256ZM146 145H147V143H146ZM152 145V144H151ZM198 146H200L201 144H200V142H198V144H197ZM204 145V146H205ZM215 145V146H216ZM227 145H228V143H227ZM162 146H164L163 144H162ZM198 146H196V147H198ZM209 146V145H208ZM207 146V147H208ZM211 146V145H210ZM230 146L228 145V147L227 148H230ZM155 147V146H154ZM157 147H159L158 145H157ZM166 147H168V146H166ZM222 147V148H223ZM234 147V149H236V146H233ZM233 147H232V149H233ZM192 148V149H193ZM199 148V147H198ZM203 148V147H202ZM220 148V147H219ZM227 148H226V150H227ZM164 149H165V147H164ZM217 149V147L215 148V150ZM231 149V150H232ZM244 149V148H243ZM151 150V149H150ZM153 150H155V149H153ZM152 150V151H153ZM166 150V149H165ZM199 150V149H198ZM207 150V149H206ZM209 150H210V148H209ZM225 148L223 149V151L221 150V153L223 152V153H225ZM239 150V149H238ZM168 151H169V149H168ZM167 151V152H168ZM200 151V150H199ZM205 151V150H204ZM214 151V150H213ZM166 152V153H167ZM193 152V151H192ZM216 152H217V150H216ZM228 151H226V154H228L227 153ZM231 152V154H232V151H230ZM236 152V151H235ZM159 154H160V152H158ZM164 153H165V151H164ZM171 153V152H170ZM199 153V152H198ZM211 157H212V150H211ZM215 154V153H214ZM213 154V155H214ZM233 154H235L234 153V151H233ZM237 154V153H236ZM243 154V153H242ZM133 155V154H132ZM151 155V154H150ZM184 155H185V153H184ZM186 155H188V154H186ZM186 155L184 156V158L185 159H187L186 158ZM192 155V154H191ZM191 155H189L190 157H191ZM206 155H209V154H206ZM245 155H246V153H245ZM171 156V155H170ZM194 156V155H193ZM200 156V155H199ZM201 156H202V152H201ZM201 156H200V159H202L201 158ZM210 156V155H209ZM216 156V158H217V156H218V154L217 155H215ZM214 156V157H215ZM227 156V155H226ZM225 155H224V157H226ZM233 156V155H232ZM231 156V157H232ZM235 156V155H234ZM233 156V157H234ZM247 156V155H246ZM245 156V157H246ZM174 157V156H173ZM172 157V158H173ZM196 157H197V155H196ZM211 157H210V159H211ZM133 158V157H132ZM176 158V157H175ZM179 158H181V155H180V157ZM216 158H215V161L214 162H216ZM221 158H222V154H221ZM246 158H248V157H246ZM245 158V159H246ZM148 159V158H147ZM162 159V156L160 157V156H158L157 157V160H156V162H155V164L152 166V168H150V170H149V172H148V178H147V186L143 189L144 190V193H143V200L141 201V203L138 205L139 206V208L142 206V208H140L142 211H143V215L145 216V221H144V223H142V225L143 226H145V227H147L148 226V220H147V216H149L150 215V213H149V211L151 212V208H152V204H153V202H152V198H153V200H154V197H152L153 196V193H152V190L155 188V186L157 185V184H159V183H161V180L163 179V176H164V174H163V172H164V166H165V164L163 165V163H158V161H160ZM190 159H192V158H190ZM194 159V158H193ZM199 159V158H198ZM203 159H206V157H205V155H204V157H203ZM207 159H209L208 157H207ZM224 159V158H223ZM222 159V160H223ZM226 159H228V156L225 158V160ZM235 159H237V157L235 158ZM144 160V159H143ZM146 160V159H145ZM176 160H178V159H176ZM181 160H184V159H181ZM195 160V159H194ZM225 160H223L224 162H225ZM230 160H231V158L229 157V162H230ZM196 161V160H195ZM206 161H208V160H206ZM217 161H218V159H217ZM223 161H222V163H221V167H222V170H224L226 167H224V166H222L224 163H223ZM227 161V162H228ZM234 161V160H233ZM246 161H248L247 159H246ZM245 160H244V162H246ZM1 162V161H0ZM144 162V161H143ZM146 162V161H145ZM180 162V161H179ZM188 162V161H187ZM219 162H220V159H219ZM173 163V162H172ZM216 163H218V162H216ZM105 164V163H104ZM103 164V165H104ZM176 164V163H175ZM198 164H200V163H198ZM220 164V163H219ZM232 164H233V162H232ZM232 164H230V163H226V165H230V167H231V170H232V167H233V165L235 164V161H234V164L232 165ZM241 164V163H240ZM243 164L244 163H242V165L240 166L241 168H243L242 166H243ZM246 164V163H245ZM247 164H248V162H247ZM136 165V164H135ZM141 165V164H140ZM200 165H204V164H200ZM112 166V165H111ZM176 165H174V167H175ZM192 165H190V167H191ZM194 166V165H193ZM198 165L196 164L195 165V167L198 169V167H197ZM211 166V165H210ZM215 166V165H214ZM216 166H218L217 164H216ZM248 166H249V164L246 166V168H245V165H244V168L245 169H248ZM141 167V166H140ZM212 168H213V166H211ZM211 167H210V169H211ZM223 167H224V169H223ZM104 168V167H103ZM102 168V169H103ZM192 168V167H191ZM216 168H218L217 170H219V167H216ZM235 168H236V165H235ZM243 168V169H244ZM181 169V167L179 168V170ZM214 169V168H213ZM227 169H229V167L227 168ZM226 169V170H227ZM244 169V170H245ZM186 170V169H185ZM185 170H183V171H180V172H183L182 174L184 175V173H185ZM199 170V169H198ZM197 170V171H198ZM230 170V169H229ZM187 171L188 170H186V173H187ZM192 171H194V169L192 170ZM235 171H236V169H235ZM227 172H228V170H227ZM234 172V170H232V173ZM242 172L243 171H241V174H242ZM245 172V171H244ZM247 172H248V170H247ZM247 172L244 174L243 173V176L241 175V177H244V175H247ZM185 173V174H186ZM190 172L188 171V174H189ZM192 173V172H191ZM191 173L189 174V177L191 176ZM195 173H197L198 174V172H195ZM202 172L200 171V174H201ZM229 173H231V171L229 172ZM228 173V174H229ZM231 173V174H232ZM187 174V175H188ZM200 174H199V176H200ZM166 175V174H165ZM185 176V175H184ZM184 176H182V178L184 177ZM239 176H240V174H239ZM192 177H194L193 175H192ZM201 177H203V176H201ZM184 178H186V176L184 177ZM191 178V177H190ZM196 178V177H195ZM169 180V179H168ZM187 180V179H186ZM195 180H197V179H195ZM208 180V179H207ZM176 181V180H175ZM193 181V180H192ZM199 181V180H198ZM198 181H197V183H196V181H195V183L194 184H199V185H197L198 186V191L199 192H201V191H203L204 190V187H203V185H201L200 183H198ZM182 182H186V181H182ZM188 183H189V181H187ZM186 182V183H187ZM191 182V181H190ZM144 183H145V181H144ZM168 183V182H167ZM180 183V182H179ZM187 183V184H188ZM174 184H176L175 182L173 183V185ZM177 184H178V182H177ZM183 184V185H182ZM187 184H186V186H185V184L184 183H181V187L183 186V188H184V186L185 187H187ZM236 183H234V184H232V186H234ZM169 185V184H168ZM167 185V186H168ZM97 186H99V185H97ZM189 186V185H188ZM206 186V185H205ZM208 186H210V183L208 184ZM213 186V185H212ZM211 186V187H212ZM219 185H217V184H215V188H214V191H215V189H216V187H218ZM221 187H223L222 189H224V195H225V193H227L226 191H228L229 189V187L228 188H226V187H224V185H220ZM220 186H219V188H220ZM151 187V188H150ZM154 187V188H153ZM235 187H236V185H235ZM100 188H101V186H100ZM180 188V187H179ZM182 188V189H183ZM196 188V186L194 187V189ZM206 188H207V186H206ZM205 188V189H206ZM160 189V188H159ZM193 189V188H192ZM208 189H212V188H208ZM227 189V190H226ZM234 187L232 188V190H233V192H234ZM184 190V189H183ZM188 190H191V188L190 189H188ZM217 190V189H216ZM226 190V191H225ZM235 190H237V189H235ZM123 191V190H122ZM142 191V190H141ZM209 192H210V190H208ZM213 190H212V193L214 192ZM110 192V191H109ZM118 192V195H117V193H116V195L117 196H119V191H117ZM127 192V191H126ZM139 192V191H138ZM166 192V191H165ZM186 192H187V190H186ZM185 192V193H186ZM192 192V191H191ZM194 192V194H197V193H195V191H193ZM218 192H219V189H218ZM222 192V191H221ZM125 193V192H124ZM128 193V192H127ZM205 193V197H206V191H204V192H202V194H204ZM94 194V193H93ZM201 194V193H200ZM199 193H198V196L200 195ZM211 194V193H210ZM209 194V195H210ZM112 195V194H111ZM115 195V196H116ZM124 195V194H123ZM138 195H139V193H138ZM163 195H164V193H163ZM212 195V194H211ZM221 195H222V193H221ZM228 195V194H227ZM227 195H226V197H227ZM95 196V195H94ZM97 196V195H96ZM95 196V197H96ZM196 196V195H195ZM212 196H214V195H212ZM141 197V196H140ZM139 197V198H140ZM161 197V196H160ZM163 197V196H162ZM202 197H203V195H202ZM223 197V196H222ZM225 197V200H223V202L224 201H227L226 198ZM101 198V197H100ZM123 198V197H122ZM187 198V201H188V197H186ZM190 198V197H189ZM196 200L198 199V198H196V197H194ZM200 198H201V196H200ZM210 198H212L213 199V204H214V197H210ZM94 199H97V198H94ZM192 199L193 198H191V201H192ZM194 199V200H195ZM201 199H203L204 200V197L203 198H201ZM201 199H199L200 201H201ZM206 199V198H205ZM208 200H209V198H207ZM212 199H210V200H212ZM229 199H230V197H229ZM99 200H102V199H99ZM99 200H98V202H99ZM159 200H160V198H159ZM190 200V199H189ZM196 200H195V202H196ZM207 200V201H208ZM209 200V201H210ZM123 201V200H122ZM161 201V200H160ZM207 201H206V204H204V202H205V200L203 201V205H207L208 203H207ZM229 201V200H228ZM210 202H212V201H210ZM230 202V201H229ZM158 203V202H157ZM156 203V204H157ZM165 203H166V201H165ZM187 203V205L189 204L188 202H186ZM186 203L184 204V206H187L186 205ZM194 203V202H193ZM198 203V202H197ZM197 203H195L196 205H194L193 204V207H195V206H199V204L197 205ZM136 204V203H135ZM225 204V203H224ZM228 204V203H227ZM155 205V204H154ZM190 205H192V202L190 203ZM201 205V204H200ZM203 205H201V207H202V209H203ZM208 205H211L212 206V204L210 203V204H208ZM225 206H227V205H225ZM136 207V206H135ZM205 207V206H204ZM206 207H208V206H206ZM127 208V207H126ZM188 208H189V205H188ZM200 208V207H199ZM237 208V207H236ZM135 209V208H134ZM138 210V211H141V210ZM160 209V208H159ZM186 209V208H185ZM196 209H198V208H196ZM205 209H207V208H205ZM128 210V209H127ZM136 210V211H137ZM200 209H198V213L201 211H199ZM236 210H238V209H236ZM141 211V212H142ZM183 211V210H182ZM129 212H130V210H129ZM133 212V211H132ZM141 212H139V213H141ZM178 212V211H177ZM176 212V213H177ZM181 212V211H180ZM180 212H179V214H180ZM192 212V211H191ZM196 212V211H195ZM195 212H194V214H195ZM204 212V215H205V210L203 211ZM202 212V213H203ZM207 212V211H206ZM237 212V211H236ZM235 212V213H236ZM133 213H135V212H133ZM157 213V212H156ZM176 213H175V215L174 214H171L172 215V218H174L175 216H176ZM182 213V212H181ZM185 213V212H184ZM191 216H192V214L190 213V212H188ZM193 213V212H192ZM185 214H187V210H186V213ZM189 214H187L188 215V217H189ZM197 214V213H196ZM200 214V213H199ZM198 214V215H199ZM206 214H209V213H206ZM139 215V214H138ZM142 215V216H143ZM162 215V214H161ZM174 215V216H173ZM197 215V216H198ZM201 216H203L204 217V215H202V214H200ZM135 216V215H134ZM140 216V215H139ZM163 216V215H162ZM169 216V215H168ZM168 216H166L165 215V218L166 217H168ZM184 216H186V215H184ZM209 216H211L210 214H209ZM209 216H206L205 215V217L206 218H209V221H208V224L209 223H211L210 222V219L212 218V216H211V218L209 217ZM150 217V216H149ZM179 217H180V215H179ZM203 217H201V220H203ZM238 217H240L238 214H237V219H238ZM130 218V217H129ZM128 218V219H129ZM132 218V217H131ZM140 218H141V216H140ZM161 218V217H160ZM187 218V217H186ZM200 218V217H199ZM179 219V218H178ZM188 219V218H187ZM141 220V219H140ZM158 220V219H157ZM169 220V219H168ZM174 220H175V218H174ZM182 221H183V219H181ZM241 219H239L238 220V222L240 221ZM8 221V220H7ZM120 221V220H119ZM131 221V220H130ZM134 221V220H133ZM172 221V220H171ZM214 221H215V219H214ZM141 222V221H140ZM139 222V223H140ZM161 222H162V220H161ZM161 222L160 221H158L157 223H159L160 225H161ZM166 222H169V221H166ZM165 222V223H166ZM184 222V221H183ZM203 222H204V220H203ZM206 222V221H205ZM241 223L243 222V220H241L240 221ZM239 222V223H240ZM152 223V222H151ZM171 223V222H170ZM176 223V222H175ZM177 223H179V222H177ZM182 223V222H181ZM185 223V222H184ZM188 223H190V219H189V222ZM110 224H111V222H110ZM128 224V223H127ZM141 224V223H140ZM164 223L162 222V225H163ZM142 225L139 227L140 228V230H142ZM179 225V224H178ZM181 226L180 227H182V224H180ZM201 226V224H200V219H199V223L196 225V226ZM103 226V225H102ZM186 226V225H185ZM198 226V227H199ZM204 225H203V223H202V227H203ZM209 226V225H208ZM99 227V226H98ZM104 227V226H103ZM106 227H107V225H106ZM109 227V226H108ZM189 227V226H188ZM212 227V226H211ZM97 228V227H96ZM95 228V229H96ZM105 228V227H104ZM110 228V227H109ZM132 228H134V227H132ZM163 228V227H162ZM175 228H176V225H175ZM99 229H101V228H99ZM98 229V230H99ZM130 229V228H129ZM212 229V228H211ZM102 230H104L103 228H102ZM109 230V229H108ZM119 230V229H118ZM127 230V229H126ZM145 230V229H144ZM153 230V229H152ZM157 230H159L160 231V229H157ZM176 230H177V228H176ZM182 230V229H181ZM159 231H157L158 232V234H159ZM163 230H161V232H162ZM178 231V230H177ZM177 231H176V235L178 234L177 233ZM99 232H101V231H99ZM108 232V231H107ZM136 232V231H135ZM137 232H138V230H137ZM165 232V233H164ZM163 232V234H166L167 233V231H164ZM180 232V234L182 235L183 233V231L181 232V231H179ZM86 233V232H85ZM92 233V232H91ZM98 233V232H97ZM128 233H129V231H128ZM138 233H140V232H138ZM153 233V232H152ZM169 233L171 234V232L169 231ZM89 234V233H88ZM121 234V233H120ZM156 234V233H155ZM180 234L179 235H177V238H178V236H179V238H183L184 237V235H185V233H184V235L182 236V237H180ZM234 234H236V236H237V233L235 232ZM83 235V234H82ZM85 235V234H84ZM141 235V234H140ZM143 235V234H142ZM146 235V234H145ZM175 235V236H176ZM187 235V234H186ZM86 237H88V235H85ZM137 236L139 237V234H137ZM144 236V235H143ZM159 236V238H160V235H158ZM168 236V235H167ZM174 236V237H175ZM234 236V235H233ZM94 237V236H93ZM163 237V236H162ZM161 237V238H162ZM170 238L168 239V241H170V239H172L173 238V234H171V236H169ZM187 237V236H186ZM235 237V236H234ZM238 237V236H237ZM119 238H120V235H119ZM125 238H126V236H125ZM125 238H124V240H125ZM150 238V237H149ZM164 238V237H163ZM162 238V239H163ZM204 238V237H203ZM134 239V238H133ZM174 239V238H173ZM101 240V239H100ZM138 240V239H137ZM161 240V239H160ZM159 240V241H160ZM167 240V239H166ZM184 240V239H183ZM238 240V239H237ZM135 241V240H134ZM158 241V242H159ZM162 241V240H161ZM179 241H180V239H179ZM117 242V241H116ZM163 242V241H162ZM162 242H160V243H162ZM136 243H137V241H136ZM175 243H178V241L176 242H174L173 243V245H175ZM154 244V243H153ZM171 244V243H170ZM184 245H185V241H184V243H183ZM237 244V243H236ZM235 244V245H236ZM117 244H115L114 245V249L113 250H115V251H113L112 253H111V256H112V259L117 263H119V261H122L121 260V256H120V253H121V251H119V248H121L122 246H116ZM176 246H177V244H176ZM156 247V246H155ZM169 247V246H168ZM179 247H183L182 246V244H180V245H178V248ZM172 248V247H171ZM169 249V248H168ZM177 249V248H176ZM122 251H123V249H121ZM233 251V250H232ZM124 252V251H123ZM77 254V253H76ZM183 254V253H182ZM175 255V254H174ZM74 254L72 255V258H73V260H74ZM162 256V255H161ZM75 257H76V255H75ZM130 257V256H129ZM163 257V256H162ZM162 257H158V261H160L161 259H162ZM182 257V256H181ZM187 256L185 255L184 256V258H186ZM82 259H83V257H81ZM159 258H160V260H159ZM164 259L165 258H163L161 261H160V263L161 262H164ZM168 259H170V258H168ZM172 259H173V257H172ZM179 259V258H178ZM181 259V258H180ZM188 258H186L185 259V261L187 260ZM77 260V259H76ZM75 260V261H76ZM80 260V259H79ZM198 260V259H197ZM87 261V260H86ZM133 261V260H132ZM166 261H167V259H166ZM178 262V261H177ZM189 262H190V260L187 262L188 264H189ZM117 263V264H118ZM187 263H185V264H187ZM79 264V263H78ZM157 264H159V262H157ZM162 264V263H161ZM164 264H166V262L164 263ZM171 264V263H170ZM174 264V263H173ZM183 264H184V262H183Z\"/></svg>",
	"mask_w": 264,
	"mask_h": 264
}]
</instances>
